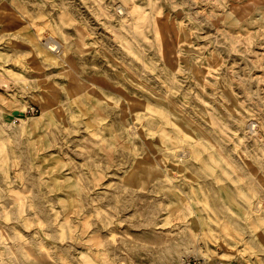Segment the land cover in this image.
Instances as JSON below:
<instances>
[{"label":"rangeland","instance_id":"374dc122","mask_svg":"<svg viewBox=\"0 0 264 264\" xmlns=\"http://www.w3.org/2000/svg\"><path fill=\"white\" fill-rule=\"evenodd\" d=\"M0 264H264V0H0Z\"/></svg>","mask_w":264,"mask_h":264},{"label":"bare ground","instance_id":"6f19581e","mask_svg":"<svg viewBox=\"0 0 264 264\" xmlns=\"http://www.w3.org/2000/svg\"><path fill=\"white\" fill-rule=\"evenodd\" d=\"M122 7V6H121ZM125 9V8H124ZM125 11V10H124ZM138 20V19H137ZM132 33H133V31H132ZM185 39V38H184ZM180 43V42H179ZM183 47V46H182ZM178 50V49H177ZM182 54V53H181ZM179 58V57H178ZM198 69V68H197ZM195 70V69H194ZM197 75V74H196ZM201 75V74H200ZM201 77H203V76H201Z\"/></svg>","mask_w":264,"mask_h":264}]
</instances>
